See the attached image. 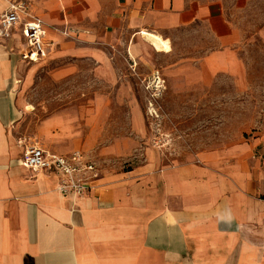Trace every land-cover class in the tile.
I'll return each instance as SVG.
<instances>
[{"label": "crops", "instance_id": "1", "mask_svg": "<svg viewBox=\"0 0 264 264\" xmlns=\"http://www.w3.org/2000/svg\"><path fill=\"white\" fill-rule=\"evenodd\" d=\"M9 3L27 7L26 21L40 19L55 49L31 63L20 32L0 40V264H264V129L164 166L146 146L141 108L126 93L130 131L118 136L104 92L83 90L82 103L75 89L31 122L24 119L31 105L17 97L21 80H29L25 66L36 64L54 84L88 73L114 87L120 48L127 63L146 60L152 46L144 32L168 42L164 49L180 31L213 39L216 47L195 58L180 59L172 47L158 51L171 77L184 73L188 86L239 77L237 35L221 0H0V16ZM30 145L62 157L81 153L98 167L94 189L62 194L60 176L24 168Z\"/></svg>", "mask_w": 264, "mask_h": 264}, {"label": "rangeland", "instance_id": "2", "mask_svg": "<svg viewBox=\"0 0 264 264\" xmlns=\"http://www.w3.org/2000/svg\"><path fill=\"white\" fill-rule=\"evenodd\" d=\"M221 2L225 17L237 35L235 50L242 63L239 77L220 75L209 85L202 86L192 80L190 84H193L188 86L184 73L171 77L166 69L170 62L160 58L161 54L152 48L144 54L146 60L138 65L127 63L128 55L123 48L116 52L115 67L120 80L114 87L88 73L64 84H54L48 79L45 66L28 65L23 78L29 80H21L17 94L31 105L28 108L31 115L24 119L41 120L46 115L43 106L47 105L48 112H53L62 105L59 100L66 96L80 98L83 103L86 100L81 96L83 90L99 91L107 94L113 103L112 134L126 135L130 131L129 109L124 104V101L128 103L126 93L141 108L148 137L146 146L161 155L164 166L190 163L203 152L252 139L264 129V0ZM174 35V46L171 43L160 53H169L172 47L180 59L195 58L216 47L213 39L209 40L203 33L185 30ZM157 74L162 81L160 89L152 87ZM75 89L77 92L72 96ZM91 97L87 95L88 99Z\"/></svg>", "mask_w": 264, "mask_h": 264}, {"label": "built area", "instance_id": "3", "mask_svg": "<svg viewBox=\"0 0 264 264\" xmlns=\"http://www.w3.org/2000/svg\"><path fill=\"white\" fill-rule=\"evenodd\" d=\"M26 16L27 7L24 4L9 3L8 9L0 16V40L10 41L20 32L23 41L22 54L29 62L37 63L51 55L55 46L47 40L44 23L37 18L26 21ZM161 83L157 74L153 78L152 87L160 89ZM21 165L35 173L60 176L58 191L76 197H83L91 192L100 176L98 167L86 160L81 153L62 157L48 153L37 145L24 148Z\"/></svg>", "mask_w": 264, "mask_h": 264}, {"label": "bare ground", "instance_id": "4", "mask_svg": "<svg viewBox=\"0 0 264 264\" xmlns=\"http://www.w3.org/2000/svg\"><path fill=\"white\" fill-rule=\"evenodd\" d=\"M143 38L154 48L156 51H161L164 49L166 42L156 34L144 32ZM160 83V82H159Z\"/></svg>", "mask_w": 264, "mask_h": 264}]
</instances>
